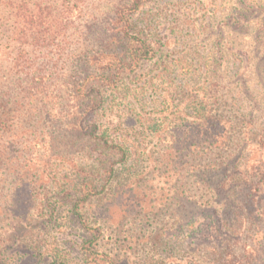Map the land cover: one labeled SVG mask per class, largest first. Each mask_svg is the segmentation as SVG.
<instances>
[{"label": "rangeland", "instance_id": "rangeland-1", "mask_svg": "<svg viewBox=\"0 0 264 264\" xmlns=\"http://www.w3.org/2000/svg\"><path fill=\"white\" fill-rule=\"evenodd\" d=\"M117 2L88 0L83 17L66 30L68 42L59 39L65 46L53 55L56 64L41 53L31 58L50 65L47 91L27 104L17 88L0 107L12 122L0 134V149L19 155L16 163L32 174L26 179L0 168V242L40 246L38 253L31 249V262L28 254L13 255L15 264H43L50 246L67 264H84L80 242L88 223L99 232L97 251L117 264H246L242 244L264 234V211L261 221L241 222V241L228 256L226 235L204 210L226 207L221 189H214L222 180L227 185L222 169L244 174L264 146V0L147 1L137 22L149 25L157 55L123 73L119 88L104 90L103 109L94 107L81 121L88 102L77 88L110 34ZM0 47L10 50L3 40ZM7 76L10 83L24 75ZM203 106L210 125L193 130L190 122ZM86 121L124 142L127 159L111 174L95 142L76 131ZM215 128L221 131L212 135ZM53 177L71 186L84 181L88 189L94 181L80 219L66 205L47 213L44 202L57 193ZM259 252L264 256V243Z\"/></svg>", "mask_w": 264, "mask_h": 264}, {"label": "trees", "instance_id": "trees-1", "mask_svg": "<svg viewBox=\"0 0 264 264\" xmlns=\"http://www.w3.org/2000/svg\"><path fill=\"white\" fill-rule=\"evenodd\" d=\"M147 1L150 0H118L114 5L110 34L101 44L100 51L90 57L94 68L81 77L80 87L77 88L79 96L88 102L86 110L89 109V111H82V113H86L81 118L82 120L80 119L81 121L85 116H90L94 107L98 106L103 109L104 90L119 88L122 84L120 77L123 73H130L138 68L142 61L151 60L157 55L159 43L152 38L149 25L143 26L137 22L138 14ZM87 2L88 0H0V41L3 40L10 48L8 52H5L0 47V107H5L12 101L11 95L17 88L20 89L19 92H23L24 101L27 104L32 103L38 96L40 99V96L42 97L47 91L50 85L49 75H47L50 65L48 62L43 65H39L41 63L35 65L31 58L39 56L41 53L48 61L56 64V61H53V55L63 53L65 45L62 46L61 41L68 42L66 30L68 27H73L76 21L83 17ZM10 56H12L11 60L8 58ZM7 62L8 65H6ZM6 67H8V72ZM8 73H13V75L22 73L24 75L21 76L23 77L22 82L18 77V80L16 78L15 81L9 83ZM13 104L19 105L20 98L13 99ZM195 117L196 120L190 122L193 130L205 129L204 123L207 126L210 125V123H206L210 117L208 118L204 106L196 108ZM11 123L7 110H0V134L9 131ZM82 123L76 127V131L79 135H84L95 142V148L101 150L104 155V158H100L101 162H106V164H100L111 174L115 165L123 164L127 159L124 142L112 138L108 131L100 129L96 123L86 121L85 126ZM211 126L215 127L216 124H211ZM220 131V128H215L211 129L210 133L212 135L219 134ZM252 152L254 151L252 150ZM258 158L259 155L252 163L248 164L246 167L248 171L244 174L241 171L229 173L222 169L227 185L222 180L216 184L214 189L217 191L221 189V194L226 198V207L225 209L219 207V204L222 206L221 203L205 206L204 211L208 212L206 217L215 223L220 233L226 235L227 242L225 244L228 256L241 241L237 234L240 231L238 229L242 225L241 222L246 220L253 223L256 220H262L264 188L260 184L264 182V146L260 147V158ZM14 159L20 161V156H10L0 149V168L6 166L15 170L22 178H29L32 174L25 173V166L19 167ZM261 166L262 170H260ZM213 167L218 171L221 166L216 167L213 164ZM258 175H261L263 181L259 179L253 181V178ZM238 177L240 179H237ZM33 179L37 180L36 174ZM53 183L57 188L54 200L47 199L44 202L49 216L57 214L58 209L66 205L70 214L74 218L80 219L82 204L96 188L94 181L90 182L93 191L87 186L81 187L86 184L84 181L74 184L73 187L63 179L53 177ZM226 215L229 216L226 217ZM18 225L19 223L16 224V226ZM85 228L89 233L80 242L84 264H117L118 261L112 255L97 251L98 230H90L88 223ZM8 238L14 239V235H9ZM257 238V241H250L249 245H247L248 241L242 244V246H247L243 248V251H246L247 248V252H245L247 256L243 258L246 264H264V256H260L262 253L259 252L260 246L264 243V234L262 233ZM4 241L0 242V264H15L12 256L18 255L20 252L28 254L31 262L35 255L31 249L33 248L37 253L41 249L39 245L30 248L24 239H18L17 242L13 240L11 243ZM51 247L44 249L47 261H43V264H67L63 252L57 247ZM215 247V245L212 246V248ZM48 251H50V255L47 254Z\"/></svg>", "mask_w": 264, "mask_h": 264}]
</instances>
